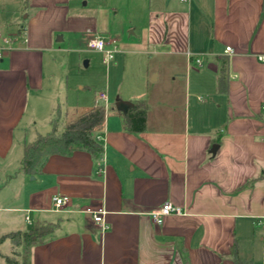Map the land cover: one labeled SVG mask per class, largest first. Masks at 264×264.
Returning a JSON list of instances; mask_svg holds the SVG:
<instances>
[{
	"label": "crops",
	"instance_id": "crops-1",
	"mask_svg": "<svg viewBox=\"0 0 264 264\" xmlns=\"http://www.w3.org/2000/svg\"><path fill=\"white\" fill-rule=\"evenodd\" d=\"M97 4H2L3 11L14 7L0 44V240L54 224L51 237L32 248L31 264H235V252L264 264V0H149L132 43L142 65L115 92L146 108V130L129 132L125 112L109 99L96 132L101 158L52 155L41 174L23 172L25 145L44 135L30 100L54 80L46 58L58 35L105 38L106 10ZM95 105L98 99L87 109L52 102L48 122L60 108L67 126ZM55 197L69 199L60 212ZM166 202L184 215L158 225L149 213ZM89 210L106 211L105 234ZM3 241L0 264L19 261L15 243Z\"/></svg>",
	"mask_w": 264,
	"mask_h": 264
},
{
	"label": "rangeland",
	"instance_id": "rangeland-1",
	"mask_svg": "<svg viewBox=\"0 0 264 264\" xmlns=\"http://www.w3.org/2000/svg\"><path fill=\"white\" fill-rule=\"evenodd\" d=\"M91 1L98 3L97 8L106 10L109 26L108 33L105 34L106 42L112 44V47L116 46L117 49L119 45L125 46L124 52L116 51L114 59L107 65L103 53L88 47V36L79 33L67 34L64 41H58L60 35L56 37V51L46 58V68L50 72V77L54 76V80L46 82L47 85L39 95L40 98L30 100V108L38 112V123L44 135L52 131V126L48 122L52 102L87 109L91 108L99 94L105 91L113 101L116 98V90L122 82L125 83V78L132 81L142 65L140 57L133 53L132 43L139 41L141 28L147 21L145 9L148 8L149 0ZM3 2L4 0H0V34H2L0 44L4 35L6 36L5 21L12 15L14 7L9 6L11 12L3 11ZM27 14L26 11L23 16ZM98 104L102 105V102L98 101ZM59 109L53 118L58 134L66 128L64 125L66 120H61L62 114ZM3 242L1 249L6 250L8 244ZM14 253L19 261L25 257L23 247L20 245L15 246Z\"/></svg>",
	"mask_w": 264,
	"mask_h": 264
},
{
	"label": "trees",
	"instance_id": "trees-1",
	"mask_svg": "<svg viewBox=\"0 0 264 264\" xmlns=\"http://www.w3.org/2000/svg\"><path fill=\"white\" fill-rule=\"evenodd\" d=\"M126 129L131 133H141L146 130L147 110L141 106L130 105L124 113ZM105 119V109L95 105L91 110L70 121L64 131L58 134L54 121L52 131L40 135L33 143L24 147L22 170L27 175H39L52 155L69 156L77 151H86L94 158H101L104 152L103 144L96 138V132L101 129ZM55 230L54 224H36L25 232H17L0 240V243L10 238L15 245L23 247L25 257L16 261L6 257L8 263L31 264V250L34 246L46 242ZM235 264H250L241 260L235 252Z\"/></svg>",
	"mask_w": 264,
	"mask_h": 264
},
{
	"label": "built area",
	"instance_id": "built-area-1",
	"mask_svg": "<svg viewBox=\"0 0 264 264\" xmlns=\"http://www.w3.org/2000/svg\"><path fill=\"white\" fill-rule=\"evenodd\" d=\"M180 1H189V0H180ZM1 37V34H0ZM5 43H10V39H5ZM88 47L91 50H95L97 52H101L105 55V62L107 65L114 59V54L117 51V47H112V44L107 43L105 38L99 35H96L89 39ZM234 50L232 47H226L225 54L232 55ZM4 49L0 45V60L3 58ZM190 63L201 66L202 60L198 58H193L191 55L189 56ZM259 60L264 62V55L259 56ZM98 101L102 102V106L107 111L109 109V97L107 92H101L98 96ZM100 173H103L104 170L100 169ZM69 202L68 197H55L54 198V212L62 211L63 207H65ZM89 212L93 216L94 222L99 226L101 233L105 234L109 230V224L106 220V211L98 210V211H90ZM149 215L152 217L155 223L161 225L164 221V218L171 215L181 216L184 215V211L178 207L173 205L171 202H166L162 206L155 208L150 211ZM27 221L31 222L30 218L27 216Z\"/></svg>",
	"mask_w": 264,
	"mask_h": 264
},
{
	"label": "water",
	"instance_id": "water-1",
	"mask_svg": "<svg viewBox=\"0 0 264 264\" xmlns=\"http://www.w3.org/2000/svg\"><path fill=\"white\" fill-rule=\"evenodd\" d=\"M129 107H130V104L129 103L120 100L119 97L116 98V100H115V108L118 111L126 112Z\"/></svg>",
	"mask_w": 264,
	"mask_h": 264
}]
</instances>
